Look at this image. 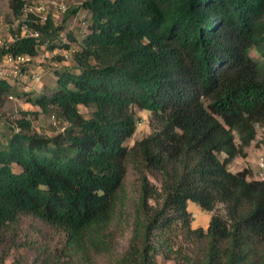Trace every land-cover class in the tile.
Wrapping results in <instances>:
<instances>
[{
  "label": "trees",
  "instance_id": "16d2710c",
  "mask_svg": "<svg viewBox=\"0 0 264 264\" xmlns=\"http://www.w3.org/2000/svg\"><path fill=\"white\" fill-rule=\"evenodd\" d=\"M82 8L88 33L68 32L74 67L30 100L68 125L39 134L23 116L0 139V240L30 215L66 233V253L90 260L109 247L112 209L132 169L139 196L123 264H160L180 231L204 242L200 264H264V180L247 166L230 169L264 124V0H84ZM12 9L33 32L3 52L37 56L59 34L52 16L25 13V0ZM13 89L0 78V98ZM138 111L152 113L155 130L131 145ZM221 201L230 203L226 216L192 225L190 203L214 211Z\"/></svg>",
  "mask_w": 264,
  "mask_h": 264
},
{
  "label": "rangeland",
  "instance_id": "374dc122",
  "mask_svg": "<svg viewBox=\"0 0 264 264\" xmlns=\"http://www.w3.org/2000/svg\"><path fill=\"white\" fill-rule=\"evenodd\" d=\"M13 0H0V68L13 84V91L0 98V139L7 142L6 136L11 135L17 127V120L26 116L32 121V131L39 134L54 135L64 130L68 125L63 117L54 109L43 110L30 100L42 92H50L55 84V75L74 67L73 50L78 44L68 32L82 39L88 33L89 18L82 8L84 0H25V13L35 10L42 5L46 11L41 13V21L52 16L55 27L59 31L54 39L45 38L39 53L30 59L18 61L10 59L3 48L11 44L21 34L29 35L33 31L24 22L25 17H17L12 9ZM62 6H65L63 8ZM80 7L76 17L68 15L71 9ZM71 46L70 48L65 45ZM252 56L259 57L253 50ZM15 70L19 73L15 74ZM22 70V71H21ZM80 111L90 117L94 112L93 106H79ZM138 125L130 142L143 139L155 130L153 115L149 111H138ZM256 140L247 148V157H238L231 164L233 171L247 166L252 172L250 178H261L260 161L264 158V124L257 125ZM221 158L224 154L220 155ZM151 182L158 188L161 180L154 171H148ZM139 196V183L133 170L130 169L125 190L121 191L112 209V225L108 249L94 252L88 261H82L76 256L65 252L66 233L54 228L40 219L23 215L8 234L0 240V264H123L121 258L128 252L133 236L136 217V202ZM229 202H219L214 211H207L200 206L190 203L189 210L193 213V226L208 227L215 213L227 214ZM174 253L167 255L162 250L157 255L160 264H200L203 258L204 242H199L186 231H180Z\"/></svg>",
  "mask_w": 264,
  "mask_h": 264
},
{
  "label": "built area",
  "instance_id": "2783aa9c",
  "mask_svg": "<svg viewBox=\"0 0 264 264\" xmlns=\"http://www.w3.org/2000/svg\"><path fill=\"white\" fill-rule=\"evenodd\" d=\"M63 8H65V6H62ZM46 11V6L45 5H42V6H39L36 11L31 9L29 12H32L34 13L35 15L39 16L40 18H44L43 16H41V13L45 12ZM35 35H38V34H35ZM10 59H17L18 61H24V60H27V59H30L29 57H24V56H13V55H10L9 56ZM19 71L18 70H15V74H18ZM6 77V73L4 72V70L2 68H0V78H5ZM260 169L262 170L261 172V178L264 179V158H262V160L260 161Z\"/></svg>",
  "mask_w": 264,
  "mask_h": 264
},
{
  "label": "crops",
  "instance_id": "0c3cea01",
  "mask_svg": "<svg viewBox=\"0 0 264 264\" xmlns=\"http://www.w3.org/2000/svg\"><path fill=\"white\" fill-rule=\"evenodd\" d=\"M236 159H237V158H236ZM236 159L233 161V163H232L233 165L236 163ZM230 166H231V165H230ZM230 168H231V167H230ZM231 170H232V169H231Z\"/></svg>",
  "mask_w": 264,
  "mask_h": 264
}]
</instances>
